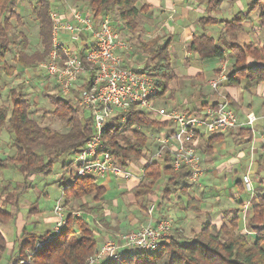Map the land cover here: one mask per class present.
I'll return each instance as SVG.
<instances>
[{
	"label": "trees",
	"instance_id": "trees-1",
	"mask_svg": "<svg viewBox=\"0 0 264 264\" xmlns=\"http://www.w3.org/2000/svg\"><path fill=\"white\" fill-rule=\"evenodd\" d=\"M53 1L37 0L43 50L30 54L28 36L20 32L21 38L17 40L11 34L14 27L13 19L18 24L23 23L15 7L17 0H0V70L2 61L12 45L17 47L15 60L23 68H30L47 57L53 47V20L50 16L54 9ZM250 1L249 13L239 11L230 20L220 19L211 14L202 17L200 19L202 26L223 23L220 36L216 38L206 33L194 35L188 46V49L201 59L218 58L222 62L231 59L232 64L226 70V78L223 80L227 86H238L243 79L254 84L264 82V44L238 40L252 12H258L261 25L264 26V0ZM224 2L225 0H208V11L220 10ZM86 5L96 18L105 14H109L111 18L119 17L125 29L132 35L137 34L136 48L147 56L144 66L138 69L146 70L154 77L158 88L155 97H165L170 90V84L178 78V74L172 64L171 40L166 41L161 35L143 40L138 35L140 15L147 5L139 6L137 0H87ZM5 71L12 74L14 69L5 65ZM95 74L96 71L91 72L83 84L84 87L89 89ZM23 91L22 86L11 88L6 95L8 103L2 102L0 93V136L4 130L10 134L12 149L11 154L0 156V169L12 165L23 176L22 185L14 186L17 191L15 202L7 199L10 182L0 191L2 221L9 220L14 215L7 208L9 204H15L17 210L19 209L20 197L28 190L31 177L50 174L54 164L62 156L76 155L94 133L90 113L88 117H84L78 104L49 92H44V95H49L54 104V109L50 113L67 120L69 129L62 132L41 124L32 116V106ZM226 100L232 107L228 97ZM219 103L217 101L211 105L217 106ZM168 123V120L157 119L147 112L131 107L127 112H119L104 128V144L114 154L118 164L129 167L135 160L142 159L148 153L150 134L145 128L157 129ZM223 135L224 133L209 135L205 152L212 153ZM170 154L165 152L159 160H147L144 165V182L134 189L136 195L148 194L163 177H166L162 188V202L169 200L171 195L179 200L186 196L184 210L201 212L203 200L190 193L194 187V183L189 180L191 169L188 166L175 169ZM73 161L64 162L63 166L71 167ZM98 179L93 175L71 174V179L61 183V187L65 195L70 193L78 199L92 196L96 201L102 200L107 189ZM236 183L241 185L243 192L247 190L243 180H237ZM262 183L264 185V180ZM247 201L237 200L239 207L228 208L220 224L214 222L207 213L201 228L194 231L192 236L187 235L183 229L175 228L174 233L163 240L161 246L155 250L124 249L117 258L105 259L98 264H264V194H257L251 200V205L244 216L243 204ZM81 209L83 212L92 209L95 213H100V208L90 207L87 202L82 204ZM230 210L233 212L231 216ZM246 220L247 226L243 229L241 222ZM52 232L53 230L37 233L24 228L10 253L9 262L19 264L28 257V250H32L33 255L28 264H86L100 246L94 224L81 214L70 212L64 229L55 239L48 240ZM39 240H45V244L37 249L36 243ZM7 241L0 230V262L8 251Z\"/></svg>",
	"mask_w": 264,
	"mask_h": 264
},
{
	"label": "built area",
	"instance_id": "built-area-1",
	"mask_svg": "<svg viewBox=\"0 0 264 264\" xmlns=\"http://www.w3.org/2000/svg\"><path fill=\"white\" fill-rule=\"evenodd\" d=\"M50 16L53 20V47L41 67L56 79L62 93L70 95L78 89V103L89 111L94 124L93 135L75 155L76 174L96 177L110 173L125 177L133 175L127 167L117 163L114 154L105 146L103 132L119 112L136 107L168 120L173 126L169 132H160L156 137L158 145L150 159L159 160L165 152H169L175 169L188 166L191 169L189 180L193 183L201 180L204 168L196 144L199 134L222 133L239 124L238 115L226 97L217 106L209 105L198 112L158 106L155 97L158 88L154 77L146 70L125 63L121 50H130V44L121 37L109 14L96 18L87 6H76L69 7L68 12L63 14L55 8ZM92 71L96 74L88 89L83 84ZM225 78L226 70H221L211 80L212 88L217 90ZM255 119V116H248L250 123ZM243 181L253 194L256 190L250 175L245 174ZM251 200L243 204L244 216ZM154 209L155 204L150 205L148 213L152 215ZM63 211V204L58 199L54 206L56 223L48 240L55 239L64 229L67 218ZM172 229L169 219H161L157 223L151 219L136 229L107 238L86 264L115 259L124 249L155 250L170 236ZM44 244L45 240H39L36 248ZM27 254L28 257L19 264H28L33 251L28 250Z\"/></svg>",
	"mask_w": 264,
	"mask_h": 264
},
{
	"label": "crops",
	"instance_id": "crops-1",
	"mask_svg": "<svg viewBox=\"0 0 264 264\" xmlns=\"http://www.w3.org/2000/svg\"><path fill=\"white\" fill-rule=\"evenodd\" d=\"M250 2V0H238L239 9L236 10V2L234 0H229L227 2L228 4L226 3L227 6L224 8V14H227V17H224L223 15H221L223 5L220 10L209 13L207 8L208 0H148L147 2H144L142 4V6L147 5V7L143 12V20H140L139 29L140 32L144 31V33H142V37H145L146 40L156 35L163 36L164 40L166 41L171 40L170 49L172 54V64L175 68L176 73L178 74V78L172 81V83L170 84V90L168 91L167 95L161 98L166 103L164 107L177 108L190 112H198L203 111L207 106H209V104L211 105L212 103H215L217 101H222L224 97H228L230 102L232 103V107L238 115L239 124L236 128H232L228 131L222 132L224 133V135L221 138V141L215 145L212 153H208L209 155L207 156L206 161L209 165L207 170L212 173V175H220L223 171L227 173L223 176V180H225L226 182V184H224L225 186H223L224 188H233L231 192L233 196L231 199L233 201V197H235L236 202L237 200H240V194H242L243 191L239 183H237L239 189L235 191L234 185L229 182L230 179L228 178V174L236 170V165H242L243 170L242 178L238 180H243V176L245 174H249L251 177H256V179L260 181L255 187L263 186L262 182L264 180V177L262 175V169L264 168V82L254 84L248 80L243 79L242 83L238 86H227L225 85V83L221 82L219 88L215 90L210 84L211 80L215 78L221 70L226 69L225 67H227L228 64L229 66L232 64L231 59H228L225 62H222L218 58L201 59L197 54L190 51L188 49V46L191 44L194 35H201L203 33H206L216 38L220 36L223 23L208 24L206 26H202L200 22V19L202 17L211 14L220 19L230 20L239 11H243L245 14L249 13ZM67 9H65L66 11L63 10V13H67ZM138 35H141V33H139ZM121 37L123 36L121 35ZM238 40L239 42H255L264 44V26L262 27L261 25L257 11H254L249 15V18L245 23V30L240 33ZM121 51L125 56L126 64L137 68H141L144 66V64L135 63L133 65L131 63V50L126 49ZM249 115L255 116L256 119L254 120V122H249ZM160 119L163 120L162 118ZM172 127L173 126L169 122L164 127H158L157 130H159L160 134V132H169ZM209 135L212 134H206L204 132L199 134L196 143L198 150L204 147L205 151L206 141ZM1 150H3L2 147H0V151ZM213 156L219 158L216 159L213 158ZM73 158H75V155L73 156ZM225 158L229 159L226 161H222L217 167L215 164L216 160H223ZM147 160L148 159L142 161V159H140L138 162H133L129 167H127V169L133 173V175L130 177L110 173L108 175L98 177V181L107 189V192L111 190V184L118 186L120 194L122 193V191L127 192L125 194V197L129 199V203H140L141 201L145 200L144 204H146L147 201H156L160 197L158 191L159 183H157L153 187V190L148 194L137 196L134 191V189L138 185L144 182V165L147 163ZM9 167H12V165L8 166L6 169H8ZM69 172L71 174V170ZM65 177L57 180V183L60 186L61 183H66L71 179L69 175V180L64 181L63 179H65ZM33 178L34 176L31 177L30 180H32ZM9 180L10 178L5 179V177H1L0 187H4L5 181L8 182ZM21 181H23V178ZM236 181L237 179L234 181V183H236ZM219 185L217 186V188L219 187V189H217L215 186V188L217 189L216 192L223 188ZM255 187L254 190L256 189ZM209 188L208 190H211L209 192H212V190L214 189L212 188V186ZM194 189L195 186L190 190V193L195 197L203 200L202 197L193 193ZM29 192L30 189L28 188V190H26L21 195L18 210L15 204H12L9 208L12 213H14L11 221L17 220L19 223V230L16 232V239H14V241L11 238L8 239L4 231H2L8 240V251L10 253L15 245L17 238L20 236L21 231L24 228H27L31 232L45 233L47 231H52L54 228L53 227L52 229L46 230L45 228L48 226V224L53 223L55 225L54 215H51L48 218L44 217L39 227L34 224V218L36 217L34 215H32L31 219L27 222L26 220L22 219L23 214L26 216L27 209H29V212L38 211L37 206H30L22 202L23 197H25L24 195ZM254 193L251 194L250 192L251 195H248V197L242 199V201H247L248 199L255 198L256 191H254ZM257 194H260V192H258ZM105 195L102 200H99L98 206H90L100 208V214H103L102 216L104 218H110L111 216H116L119 218L123 211H125L122 208L124 195H120V200H114L115 209H110ZM162 201L163 199L161 198V204ZM175 203L180 204L179 207L184 210L183 207L186 205V196H183V200H179L176 198ZM35 215H37V213ZM86 215H92V219L94 218V215L91 213H88ZM129 216V218L134 220L136 218V216L133 214V211L129 213ZM222 216L223 215H221L220 217ZM152 221L154 223H157L159 219L154 220L152 218ZM30 224H33V230L28 227ZM2 225L4 227L5 222H3ZM140 226L141 225L135 227L134 229ZM96 228V238H98L99 245L102 244V241L104 239L106 240L107 238L111 237L114 231H117L113 229L105 230L104 228H100L98 226H96Z\"/></svg>",
	"mask_w": 264,
	"mask_h": 264
},
{
	"label": "rangeland",
	"instance_id": "rangeland-1",
	"mask_svg": "<svg viewBox=\"0 0 264 264\" xmlns=\"http://www.w3.org/2000/svg\"><path fill=\"white\" fill-rule=\"evenodd\" d=\"M87 0H54V9L56 8L60 13L63 14V10L67 9L69 10V7H83L86 5ZM148 0H137V5L142 6L144 2H147ZM229 0H225L221 15L224 17H227V14H224V8L227 6L226 3ZM236 2V10L239 9V3L238 0H234ZM228 4V3H227ZM17 12L22 17L23 23L18 24V22L13 19L14 27L11 31V34L14 38L19 40L21 38L20 32L24 33L29 38V48L28 52L30 54L35 53L36 51H42L43 45H42V39L40 37V23L37 16V9L39 8L37 0H17V4L15 5ZM66 11V10H65ZM210 13V12H209ZM207 15V14H206ZM144 14L142 13L140 15V20H143ZM114 25L118 29L119 33L125 38L129 44H130V53H131V63L134 65L136 64H145L146 62V55L140 53L137 48V34L132 35L130 31L125 29L123 27V22L119 17H113ZM141 33L140 38L143 40H146L145 37H142ZM138 33V34H139ZM17 54V47L14 45L11 46L9 52L5 55L4 60L2 61V68L0 70V93H2V102L8 103L7 100V92L11 88H19L20 86L23 87V92H25L26 97L28 98L31 106H32V116L35 117L40 121L43 125H49L59 131H66L69 129V125L67 120L60 119L58 117L53 116L50 111L54 109V104L51 102V99L49 95H44V92H49L50 94H58L59 96H63L65 99H70L74 104H78L80 107V112L84 117L89 116V111H87L85 108H83L78 102V89H75L72 91V93L64 94L59 90L58 83L56 82V79L54 77H51V75L47 74V72L41 67V63L46 60V58L42 61H39L35 63L34 66L30 68H23L21 65H19L15 60V55ZM48 56V55H47ZM5 65L13 67L14 71L12 74L7 73L5 71ZM228 70L229 64L227 67H225ZM156 103L158 106H165L166 103L161 98H156ZM155 118L160 119L158 115H154ZM145 130L149 132L150 136V143H149V149L148 153L145 157L142 158V161H145V159H150L151 154L154 152L155 148L158 145V140L155 138L159 135V130L156 128H150L146 127ZM156 135V136H154ZM151 140H154L152 142ZM11 143H10V134L7 133L6 130L3 131L1 137H0V147L3 148V150L0 151V156H3L5 154H11ZM153 151V152H151ZM150 152V154H149ZM199 152L202 157L203 162V168H204V174L201 177V180L194 183L195 189L193 190L194 194H197L198 196L202 197L204 202L202 205V211L199 213L196 212H186L182 210V208L179 207L180 204L175 203L176 196L171 195L170 199L162 202L161 204V198H162V188L164 186V183L166 181V177H163L161 181L159 182V198L156 201H147L146 204H144V201L133 202L129 203V199L125 197V194L127 192L122 191L120 194V190H118V186L111 184V190H109L105 198L108 201V205L110 206V209H115V202L114 200H120L121 196L124 195V201L123 203V213L118 217L111 216L110 218H104L103 214L95 213L92 209L90 211L86 210L83 212L81 209L82 204L88 203L91 206H98L99 200H94L92 196L83 197L81 199L75 198L72 194H64L63 188L57 183V180H60L61 178L65 177L63 179L64 181L69 180V175L71 178V174H76V165L75 162L72 164L71 167L63 166L64 162H69L73 158L72 154H65L62 156L53 166V171L48 175H38L34 176L32 180L29 182V189L30 192L25 194L22 199V202L30 205V206H37L38 211L37 212H29V209H27L26 216L23 214L22 219L28 220L31 219V216H36L34 224L39 227L41 224V221L44 217L48 218L51 215H54L55 223H56V215L54 212V206L56 204V201L60 199L61 203L64 207V215L68 216L70 212H73L76 215H83L86 214H93L94 218L92 219V215H86V219L89 222H92L94 224L95 228L96 226L100 228H104L105 230L113 229L117 230L114 231L112 236H114L117 233H124L133 230L135 227L149 223V220L152 218L154 220H161V219H169L172 222L173 229L170 234V236L174 233L175 228L183 229L187 232V235L192 236L194 231H197L201 228L202 223L206 219L207 213L211 216L214 222L220 224L222 222L221 215H224L228 208H235L239 207V203L235 201V197H233L232 201V187H225L224 184H226L225 180H223V176L227 174L225 171L222 172L220 175H212L207 168V156L209 155L207 152L204 151V147L199 149ZM145 158V159H144ZM213 158H219L216 156H213ZM229 159V158H228ZM225 159H218L216 160V166L218 167L222 161L228 160ZM140 160V159H139ZM139 160H135L134 162H138ZM71 170V174L70 171ZM243 175L242 165H236V170L232 173L228 174V178L230 179L229 182H231L234 187L235 191H237L238 185L237 183H234V181L237 179H241ZM262 175L264 177V168L262 169ZM10 178V180L7 182L5 181V184L11 183L10 187V193L9 197L7 198L10 202H15L17 191L15 190L14 186L22 185V174L16 170L15 167H9L8 169L2 170L0 169V178ZM251 177V176H250ZM19 179V180H18ZM235 179V180H234ZM253 186L255 187L258 182H260L256 177H251ZM19 181V182H18ZM220 184V185H219ZM222 186L218 192H216L217 186ZM224 185V186H223ZM214 188L212 192H209L211 190H208L209 187ZM216 186V188H215ZM256 189V195L258 192L264 194V185L260 187H255ZM3 187H0V191H2ZM210 189V188H209ZM214 192V193H213ZM255 194V193H254ZM231 195V196H230ZM248 195H251L249 191H245L242 194H240V200L245 199L248 197ZM104 204V203H103ZM102 204V205H103ZM155 204V209L152 215L148 213V208L150 205ZM12 204H9L7 208L9 209ZM90 206V207H91ZM104 206V205H103ZM98 208V207H96ZM104 208V207H103ZM41 209V211H40ZM52 211V212H51ZM133 211V214L136 216L135 220L129 218V213ZM29 212V213H28ZM37 213V215H35ZM233 215V212L230 210L229 215ZM249 214V213H248ZM230 215V216H231ZM101 218V219H100ZM103 219V220H102ZM5 222V225L3 227L2 223ZM247 226V220L244 222H241V228H245ZM19 223L17 220H4L0 218V230L4 231L7 238H11L13 241L16 239V232L19 230ZM28 227L33 230V224H30ZM54 227L53 223L48 224V226L45 228L52 229ZM97 229V228H96ZM169 236V237H170ZM105 241V239L103 240ZM102 241V242H103ZM9 256L10 252L7 251L5 256L3 257L0 264H7L9 263Z\"/></svg>",
	"mask_w": 264,
	"mask_h": 264
}]
</instances>
